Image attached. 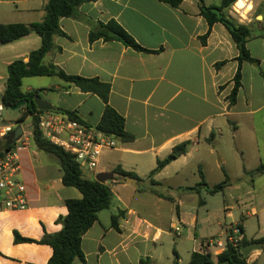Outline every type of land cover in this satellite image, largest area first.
<instances>
[{
  "label": "crops",
  "instance_id": "0c3cea01",
  "mask_svg": "<svg viewBox=\"0 0 264 264\" xmlns=\"http://www.w3.org/2000/svg\"><path fill=\"white\" fill-rule=\"evenodd\" d=\"M48 1L0 0V24L40 23ZM222 2L183 0L173 7L162 0H98L79 8L81 18L60 20L66 36L54 38L55 50L46 55L44 64H54L70 76L109 84L108 104L124 118L126 131L135 137L130 143L117 141L116 148L104 151L98 174L121 167L142 181H151L158 161L184 145L185 152L152 180L161 185V181L180 179L188 168L198 171L199 181L201 169L209 187L221 183L210 182L215 173L216 179L221 176L225 180L226 172L230 180L217 194L202 189L199 194L185 190L175 196L160 192L162 197L151 193L154 188L139 192V187L122 180L106 182L114 194L112 206L99 213L98 221L83 236L85 262L77 264H140L142 258H150L153 264H174V250L180 264H188L193 253H202L204 243L223 237L232 227L241 226L243 239L249 241L264 237V206L261 210L255 206V200L264 205V185L256 189L253 179L252 190L246 187L250 173L264 163V26L250 25L254 11L250 4L241 13L233 8L239 17L247 14L246 21L239 22L252 30L247 48L259 65L242 64V86L236 104L230 107L240 52L226 27L221 23L210 26L200 11L201 3L219 7ZM229 14L234 15L232 10ZM111 20L151 52H138L117 41L90 43V23ZM41 46L42 39L36 34L8 45L0 43L1 101L8 67L16 61L28 63L30 54ZM28 79L33 78L23 80L24 92L40 91L44 101L76 112L88 126L100 123L105 104L97 95L56 77L24 83ZM20 112L14 122L17 128L31 122L29 130L22 128L23 142H27L18 151L28 209L0 213V264H48L53 249L40 241L62 230L58 220L68 214L66 200L81 199L82 195L63 185L58 161L46 160V154L37 149L32 118L18 123L24 111ZM251 139L258 141L256 151L261 157L256 162L248 157L240 167L241 174L232 176L224 146L237 151L235 145H239L243 154L255 143ZM91 173L87 178L95 179L97 175ZM262 177L264 174L255 176ZM191 192L195 194H187ZM119 212L123 216L117 230L111 218ZM15 233L34 242L16 243ZM212 256L216 259L219 254ZM262 257L263 249L254 251L247 257L248 263L258 264Z\"/></svg>",
  "mask_w": 264,
  "mask_h": 264
},
{
  "label": "trees",
  "instance_id": "16d2710c",
  "mask_svg": "<svg viewBox=\"0 0 264 264\" xmlns=\"http://www.w3.org/2000/svg\"><path fill=\"white\" fill-rule=\"evenodd\" d=\"M98 0H49L45 6V18L40 23L30 25L26 24H0V43L8 45L17 42L31 34H36L42 39L40 49L32 52L28 63L16 61L8 67V79L6 90L2 96V104L7 109L20 102H25L24 111L18 123L23 122L27 117L32 118V138L37 149L44 154L53 156L59 163L62 170V183L66 187L76 188L82 195L81 199H69L65 204L68 208V214L60 217L58 223L62 225V230L54 235H45L40 241L41 244L49 245L53 249V255L48 264H77L85 262V255L82 251V238L88 230L98 221L100 212L109 210L114 200V194L109 186L101 184L95 179L87 178L85 168L77 161L75 155L66 152L62 147L52 144L43 136L39 129V118L36 116L43 113L37 109L35 97L40 91L24 92L22 90L23 80L26 78L36 77H56L70 86L79 88L84 93L97 95L105 104V109L100 123L96 126L97 130L107 136H111L121 143H130L135 140L134 135L128 133L125 129V120L112 107L109 106L108 100L110 95V85L102 83L98 79H86L79 76L67 75L63 70L54 64L45 65L44 58L47 54L55 50L54 38L65 37L66 34L60 28L62 18H81L78 15L79 8L91 2ZM173 7H178L183 0H162ZM238 0H223L221 6L207 7L201 3V15L206 19L210 26L221 23L229 31L233 41L236 43L240 52L238 61L239 68L234 78V88L229 96L230 107L237 102L238 92L242 86V64L244 62L259 65V61L253 58L247 48V43L252 38V30L249 26L239 23L235 18L229 15L230 8ZM91 31L89 33L90 43L97 41L111 42L117 41L138 52H151L142 48L135 39L116 21L111 20L107 23H90ZM264 37V33L262 35ZM207 36L203 37L206 40ZM221 64H218L219 67ZM57 109V108H56ZM55 112L67 115L71 120L85 124L76 112L57 109ZM86 125V124H85ZM17 129V128H16ZM15 131V130H14ZM13 131V132H14ZM9 133L0 139V157L5 152L14 149L16 143H11ZM185 152V146L177 147L174 152L163 161H158L157 167L150 174L151 184L153 187L160 186V183L152 180L153 176L162 171L168 164L176 159V153ZM114 181L122 180L126 182L128 177L142 181L135 174L124 171L121 167H116L113 171ZM201 181L196 188H189V191L200 193L205 189L210 194H217L225 190L230 184L228 175L225 172V180L220 184L209 187L205 180L203 171L199 170ZM264 174V163L256 170L250 173L251 177ZM139 192L143 191L139 185ZM151 193L162 197L163 195L157 190L152 189ZM123 212L112 216L111 225L119 230V220ZM243 232V228L238 226ZM16 243L34 242L29 239L20 237L15 233ZM252 243H258L263 246L264 237L257 241L243 239L239 247L228 245L226 250L216 257L211 254L193 253L188 264H249L248 258L241 255L243 247ZM174 264H180V257L174 250ZM140 264H153L150 258H142Z\"/></svg>",
  "mask_w": 264,
  "mask_h": 264
},
{
  "label": "built area",
  "instance_id": "2783aa9c",
  "mask_svg": "<svg viewBox=\"0 0 264 264\" xmlns=\"http://www.w3.org/2000/svg\"><path fill=\"white\" fill-rule=\"evenodd\" d=\"M252 4L253 0H245ZM264 1V0H262ZM5 106L0 104V139L13 132L17 125L6 123L3 118ZM39 118V129L52 144L62 147L66 152L76 156L83 168L98 175L100 158L104 151L114 149L117 141L111 136L97 130L96 127L71 120L67 115L48 111L36 115ZM22 138L14 149L0 157V213L19 212L28 209L26 185L20 179L21 164L19 150L25 146ZM243 240L239 227L225 231L223 237L209 240L201 247L204 254H222L228 245L239 247Z\"/></svg>",
  "mask_w": 264,
  "mask_h": 264
},
{
  "label": "rangeland",
  "instance_id": "374dc122",
  "mask_svg": "<svg viewBox=\"0 0 264 264\" xmlns=\"http://www.w3.org/2000/svg\"><path fill=\"white\" fill-rule=\"evenodd\" d=\"M252 4H250L254 11H253V15H252V24H261L264 26V1L261 0H253L251 1ZM237 3V2H236ZM235 3V4H236ZM233 5L230 10L233 11L234 15L229 14L231 17L235 18L238 22L239 19H242L243 21H246V16L247 14H245V16H240L239 17V10L236 8V5ZM250 6V7H251ZM236 8L239 12H237L236 10H234L233 8ZM229 10V11H230ZM241 13V12H240ZM238 17V18H237ZM257 17H259L258 19H256ZM240 23V22H239ZM30 81H34V82H38V81H49V78H33L26 80L24 83H29ZM25 84V85H26ZM2 103L1 99H0V104ZM21 112L20 110L17 111H12L11 109H7L5 108V111L3 113V118L5 120L6 123H14L15 121H17V119L20 117ZM31 126V122H24L22 124V128L24 129V131L29 130ZM17 128V127H16ZM248 140V139H247ZM250 140V139H249ZM253 140V142L255 143H250V148H248V150H244L245 152L242 154L241 153V148H239V145H235L236 148L238 149L237 151L232 150V148H228L227 146H224V156H226L227 162H228V168L230 173L232 174V176H236L238 174H241V170L240 167L243 164V161L245 159H247L248 157H251L255 160V162L258 160L259 157H261V155L256 151L257 149V145H258V141H256V139H251ZM260 142V141H259ZM261 142H263V139H261ZM249 147V145H248ZM46 160L50 161L51 159H53L54 161L56 160L53 156L47 155L46 154ZM264 158V157H261ZM57 161V160H56ZM254 162V163H255ZM85 174L87 175V177H92V173L91 171L85 169ZM216 173L213 175V177L210 179L212 184H217L218 182H222L224 180L223 177L220 176V178L216 179ZM254 179V181L256 182V189L260 190L261 187L264 185V177L257 179V178H253L250 177L248 181H246V187L250 190H252L253 188V184H252V180ZM199 175H198V171L194 170L192 168H188L184 171V176L180 179H175L173 181H161V185L158 187H153L151 184V181H141L140 182V187L142 190L145 189H157L159 192L163 193L166 196H175L178 194L183 193V191L187 190L188 188H196L197 185L199 184ZM131 189V188H130ZM189 191V190H188ZM147 192V191H146ZM205 193V192H204ZM187 194H195L194 192L191 193H187ZM260 195H262V193H259ZM254 200V199H253ZM255 206L261 210V208L264 206L262 203H260V201H256L255 200ZM171 251L169 249L168 251V256L170 255ZM258 264H264V257L261 258V260L259 261Z\"/></svg>",
  "mask_w": 264,
  "mask_h": 264
},
{
  "label": "water",
  "instance_id": "95a60500",
  "mask_svg": "<svg viewBox=\"0 0 264 264\" xmlns=\"http://www.w3.org/2000/svg\"><path fill=\"white\" fill-rule=\"evenodd\" d=\"M34 101H35V104H36L37 109L39 111H42V112L53 111V112H55L57 110L56 107H54L52 104L44 101L39 95H37L35 97ZM24 106H25V102H20L19 104L13 106L11 108V110L17 111ZM23 134H24V131L21 127H18L17 129H15V131L12 133V135L10 137L11 143H13V144L17 143L22 138ZM180 155H181L180 152L176 153L177 157ZM95 180L101 184H104L106 182L113 181L114 180V174L113 173H99L96 176ZM126 184L128 186H132L134 188L139 187L138 181L132 177H128L126 179ZM262 249H263V246L261 244L252 243V244L242 248L241 255L243 257L247 258L252 252L262 250Z\"/></svg>",
  "mask_w": 264,
  "mask_h": 264
},
{
  "label": "bare ground",
  "instance_id": "6f19581e",
  "mask_svg": "<svg viewBox=\"0 0 264 264\" xmlns=\"http://www.w3.org/2000/svg\"><path fill=\"white\" fill-rule=\"evenodd\" d=\"M248 6V4L246 3L245 0H238L237 2V9L240 11V12H243L244 9Z\"/></svg>",
  "mask_w": 264,
  "mask_h": 264
}]
</instances>
